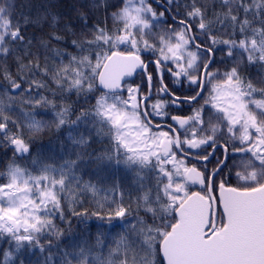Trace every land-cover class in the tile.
I'll return each mask as SVG.
<instances>
[{
  "label": "snow or ice",
  "instance_id": "1",
  "mask_svg": "<svg viewBox=\"0 0 264 264\" xmlns=\"http://www.w3.org/2000/svg\"><path fill=\"white\" fill-rule=\"evenodd\" d=\"M122 4L112 14L120 25L115 32L97 26L92 38L79 45L81 52L87 47L88 55L71 56L59 67H49L47 62L41 67L37 58L21 65V71L27 67L35 74L51 73L57 86L63 89L67 85L68 91L100 93L91 111L82 112L71 123L91 117L112 143V148L97 159L113 170V175L121 167L136 174L137 190L143 192L137 197L138 206L142 201L152 223L138 219L130 228L146 237L149 256L159 254L162 264H264V89L260 90L262 98L256 99L257 89L241 78L238 67L224 72L214 68L218 51L224 54L219 63L235 61L237 52L249 63H264V0H219L223 11L213 12L211 18L207 5L198 0H188L183 15L178 10L179 0H163L159 5L163 11L159 12L148 0H122ZM12 8L8 0L0 3V55L9 52L6 42L25 40L19 22H12ZM162 25L167 27L153 32ZM218 32H226L229 38H218ZM149 35H155L157 42H150ZM237 35L240 38L234 39ZM145 51L156 58L146 62L142 59ZM149 64L154 65L160 83L155 93ZM138 69L145 75L146 90L129 82ZM165 72L175 83L186 81L190 94L181 99L171 93L164 84ZM6 78L11 79L10 75ZM45 87L43 81L33 79L28 92ZM12 88L21 89V84L12 80ZM154 94L167 95L170 100L152 102ZM37 95L36 105L56 107L39 92ZM182 104L200 107H193L192 115L186 117H168L172 124L153 122L155 117H166L168 107ZM206 107L215 113L218 123L205 121ZM69 111L63 107L55 112L57 129L68 122ZM44 127L34 118L27 124L32 133ZM225 129L239 147L219 143ZM69 139H73L71 133ZM73 143L83 146L88 142L81 136ZM4 144L11 148L13 160L0 172L4 181L0 182V239L7 238L11 247L3 253L0 264H11L23 249L40 247L43 251L40 238L46 232L59 234L53 216L59 214L64 219L65 193L74 181L81 194L95 196L100 189L91 181L81 186L73 160L59 166L39 158H31V167L17 163L31 157V143L21 126L0 107V145ZM218 151L220 157L216 156ZM213 159L216 166L209 170ZM229 160L232 168L241 169L235 173L239 182L235 186L229 183L231 169L229 179L217 181L229 167ZM146 180L154 183L145 185ZM191 185H199L200 190L190 191ZM107 192L106 203H98L99 210L91 215L107 219L111 227L113 220L123 221L130 213L124 206L120 183L114 181ZM69 210L73 216L88 215L87 210ZM105 235L100 233L97 243ZM114 242L116 248L110 252L114 259L106 264H116L121 248L128 247L125 236ZM91 251L85 244L74 258L78 264H92ZM120 264H127V260H120ZM143 264L157 262L145 258Z\"/></svg>",
  "mask_w": 264,
  "mask_h": 264
},
{
  "label": "trees",
  "instance_id": "2",
  "mask_svg": "<svg viewBox=\"0 0 264 264\" xmlns=\"http://www.w3.org/2000/svg\"><path fill=\"white\" fill-rule=\"evenodd\" d=\"M161 1L163 2V0ZM3 2L4 0H0V3ZM148 2L157 12L163 11L151 0ZM8 3L13 5L12 22L13 24L19 22L25 40L23 42H6L5 46L9 48V52L7 55H0V102H2L0 107H3L5 115L21 126L25 139L31 143L32 154L28 160L18 159L17 163L31 167V158H39L44 163L54 165H60L66 160L76 161V171L84 180H91L105 189L110 188L114 181L120 183L125 192L124 206L129 209L130 213L123 221L113 220L110 227L107 219L101 220L97 216L91 215L99 210L98 203H106L104 198L86 193L80 194L75 204L67 199L64 201V219H61L59 214L53 216V223L59 234L46 232L40 238L43 251L40 250V247L23 249L14 255L11 264H21V261L23 264H67V262H71L70 256L85 244L93 250H98L96 240L100 233L106 234L104 237H100V240H107L111 236L114 240H118L121 235L127 238L128 247L121 248L120 259L116 260V264H120V260L123 259L127 260V264H143L145 258L149 260L154 258L157 264H162L159 254L155 257L149 256L145 244L146 237L139 232L131 231L130 228V225L135 224L138 219H143L149 224L152 223V216L146 212L142 201L138 206L137 197L142 196L143 192L137 190L136 174L121 167L113 175V170L106 169L105 165L97 159L112 148V143L106 132L100 131V126L95 124L91 117L77 124L71 123L76 121L82 112L91 111L95 105V99L100 93L98 91L77 93L75 89L68 91L67 85H64L63 89L57 86L51 79V73L48 76L35 74L30 72L27 67L21 71V65H29V61H36L37 58L41 67H44L46 62L49 67H59L61 63L67 64L71 56L88 55L87 47L85 46V50L81 52L79 45L86 39L92 38L93 31L97 26L115 32L120 25L114 22L112 14L123 6L122 0H8ZM179 3L181 6L178 10L183 15L186 10L184 4L188 3V0H179ZM198 3L207 5L210 18L213 12L223 11L219 6V0H198ZM165 18L170 25L172 21L168 18L167 13ZM161 27H167V25L157 27L153 32L159 33ZM217 36L223 39L229 38L226 32H218ZM146 38L152 43L157 42L155 35H149ZM233 38L239 39L240 37L237 35ZM73 41L76 43L74 44ZM219 47H223V45ZM223 56L222 52L216 53L218 63L214 68L224 72L233 66L238 67L241 78L250 82L257 89L255 98L261 99L260 90L264 89V63H249L246 57L241 56L239 52L236 54L235 61L224 59V63H219ZM155 58L151 52L142 53V59L145 61ZM148 72L153 74L155 93V88L159 87V83L154 65L149 64ZM9 75L11 79L6 78ZM33 79L43 81L46 87L35 89L29 93L28 89ZM12 80L21 84L22 90L13 89ZM129 82L134 85L139 84L146 90L145 75L141 71H138ZM164 84L175 96L185 97L190 94L186 81L175 83L173 77L167 72L164 73ZM37 92L53 101L56 107L53 108L48 104L36 105L35 99H39ZM161 98L165 101L170 100L167 96L161 97L154 94L152 102ZM200 103L203 104V100ZM193 106L200 107V105ZM63 107L70 109L68 122L57 129L54 114ZM166 112V117H155L153 122L170 123L168 117L177 113V110L171 106L166 109ZM203 115L206 122L211 120L213 123H218L215 113L210 108L206 107ZM30 118L42 121L45 124L44 129L39 133L29 132L27 124ZM73 127H78L85 134L87 145L78 146L68 139V132ZM12 131H16V128H12ZM219 142H227L229 145L235 143L239 147L238 142L228 137L226 129L220 136ZM229 149L231 154L232 148ZM243 158L248 159V157ZM12 160L11 148L7 144L0 145V172H5ZM236 162L238 163L239 159ZM191 163L195 162L191 161ZM232 163L233 161L229 160V167L224 169L217 181L221 178L229 179L231 169L229 183L233 186L239 183L235 178V173L241 169L232 168ZM197 166L199 167V165ZM213 167L215 164L212 161L208 164V168L211 170ZM0 182L4 181L0 180ZM150 183H154V181H145V185ZM195 189L200 190L190 186V191ZM70 208H74L78 212L87 210L88 215L86 217L73 216ZM104 215L106 216V212ZM10 247L11 244L7 238L0 239V262L3 261V253L9 251Z\"/></svg>",
  "mask_w": 264,
  "mask_h": 264
},
{
  "label": "rangeland",
  "instance_id": "3",
  "mask_svg": "<svg viewBox=\"0 0 264 264\" xmlns=\"http://www.w3.org/2000/svg\"><path fill=\"white\" fill-rule=\"evenodd\" d=\"M69 133H71V136L73 139H69ZM83 136L85 138V134L82 133L78 127H73L69 132H68V139L73 142V140H79L80 137ZM86 140V138H85ZM63 164V163H62ZM61 165V164H60ZM59 166V165H56ZM75 174L80 177L79 183L81 184V186L83 185L84 182H88L91 180H84L79 173L75 170ZM92 182V181H91ZM76 183L77 182H73L70 185V191L65 193V196L68 197V200L71 202L72 199H76L77 197L80 196L81 194V190L79 188L76 187ZM94 183V182H92ZM97 185V188L100 189V191H98L95 196L99 197V198H104L108 195L107 189L100 187L97 183H94ZM91 193V192H89ZM92 194V193H91ZM93 195V194H92ZM114 241L113 236H111L109 239L107 240H100L99 243H97L98 246V250H93L91 251L90 255H89V260L92 261V264H106V262L110 259H114V257L110 256V252H113L114 247H116V243ZM97 242V240H96ZM80 249L75 252L74 254H72L70 256L71 259V264H78V259L74 258V257H78Z\"/></svg>",
  "mask_w": 264,
  "mask_h": 264
},
{
  "label": "flooded vegetation",
  "instance_id": "4",
  "mask_svg": "<svg viewBox=\"0 0 264 264\" xmlns=\"http://www.w3.org/2000/svg\"><path fill=\"white\" fill-rule=\"evenodd\" d=\"M159 83V82H158ZM159 89V87H156L155 88V91L156 90H158ZM167 95H165V96H162V97H166ZM167 97H169V96H167ZM170 98V97H169ZM175 107V106H174ZM193 107H195V106H193V105H189V104H182V105H180L179 106V108H177V107H175L176 108V110H177V113H174V114H172V115H180V116H189V115H191L192 114V110H193ZM171 115V116H172ZM219 143H221V144H223L222 142H219ZM229 153H230V149H229ZM216 156L217 157H220L221 156V153L218 151L217 153H216ZM213 161V163L215 164V159H213L212 160ZM216 166V165H215Z\"/></svg>",
  "mask_w": 264,
  "mask_h": 264
},
{
  "label": "water",
  "instance_id": "5",
  "mask_svg": "<svg viewBox=\"0 0 264 264\" xmlns=\"http://www.w3.org/2000/svg\"><path fill=\"white\" fill-rule=\"evenodd\" d=\"M151 2L153 3V4H155V5H157V6H159L161 3H162V1L161 0H151ZM160 7V6H159ZM162 8V7H161ZM163 9V8H162ZM149 60H154V59H148L146 62H148ZM138 71H140L139 69L137 70V72ZM135 76V75H134ZM133 76V77H134ZM132 77V78H133ZM132 78H130V79H132ZM181 99H183L184 97H180ZM173 122L170 120V123H161V124H172ZM181 131H183V130H181ZM194 186H196V187H198V188H200V186L199 185H194Z\"/></svg>",
  "mask_w": 264,
  "mask_h": 264
}]
</instances>
